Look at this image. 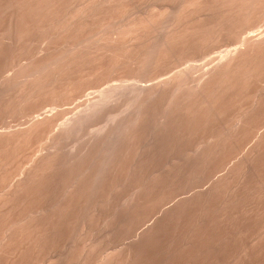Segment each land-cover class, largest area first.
<instances>
[{"label": "rangeland", "instance_id": "1", "mask_svg": "<svg viewBox=\"0 0 264 264\" xmlns=\"http://www.w3.org/2000/svg\"><path fill=\"white\" fill-rule=\"evenodd\" d=\"M254 1L0 0V132L56 118L1 138L0 264H264V51L193 91Z\"/></svg>", "mask_w": 264, "mask_h": 264}, {"label": "bare ground", "instance_id": "2", "mask_svg": "<svg viewBox=\"0 0 264 264\" xmlns=\"http://www.w3.org/2000/svg\"><path fill=\"white\" fill-rule=\"evenodd\" d=\"M234 1H236L237 3L238 2H240V1H237V0H234ZM243 1V0H242ZM244 1H246V0H244ZM248 1V0H247ZM247 1L246 2H244L243 4H245L244 6L246 7V5H249V3H252L254 0H250V2L249 3H247ZM236 2H231L232 3V5L231 6H235L236 8H237V5H238V7H239V5L240 4H242V2H240L239 4H234L233 5V3H236ZM255 3L257 2V4L258 5H260L259 7L260 8H257V4H255V6H253V4H250V6H248V8H247V11H249L250 12V10L251 9H253L252 11L255 13L256 12V10H258L259 11V9H260V11L259 12H261V10H262V13H263V10H264V0H255L254 1ZM115 4V3H114ZM227 4H228V2H227ZM242 4V5H243ZM17 5V4H16ZM241 5V6H242ZM251 5H252V7H251ZM150 6V5H149ZM229 6H230V4H229ZM240 6V7H241ZM18 7V6H17ZM226 7H228V6H226ZM251 7V8H250ZM254 7V8H253ZM230 8V7H229ZM235 8V10H234V8L232 9V7L230 8V9H232V11L234 10L235 11V13L234 14H236V12L237 11H239V10H237V9H239V8H237L236 9ZM244 8V7H243ZM243 8H240V12H241V10L243 9ZM257 8V9H256ZM219 9V8H218ZM248 9H250V10H248ZM245 11H246V9H245ZM243 13H244V10L242 11ZM249 12H245V13H249ZM253 12H250L249 14L251 15V13H252V15H253ZM259 12H257V13H255L256 15H261V13H259ZM230 13V12H229ZM226 14V13H225ZM241 15H243L242 13H240ZM240 14H238L237 13V15H233L232 14V12H231V15L232 16H234L233 18H235L236 16L238 17V15H240ZM249 14H246L247 15V17H250V15ZM253 15V16H256V15ZM264 14V13H263ZM246 15H244L243 17L244 18H246L245 16ZM251 15V16H252ZM252 16V18L250 17L249 19H253L254 17ZM263 16V15H262ZM236 17V20L237 19H239V18H237ZM240 17V16H239ZM257 17V16H256ZM131 18V17H130ZM232 18V19H233ZM263 18H264V16H263ZM230 19H231V17H230ZM229 19V20H230ZM240 19H241V17H240ZM257 21H258V19L257 18H255ZM254 19V20H255ZM223 20V19H222ZM249 21L248 20V18L247 19H244V21ZM254 20H253V22H251V25H252V23L254 24ZM255 20V21H256ZM169 21V20H168ZM232 21V20H231ZM231 21H229V22H231ZM239 21H242V19L241 20H239ZM244 21H242V22H244ZM229 22H228V24H229ZM249 22V23H250ZM210 23V22H209ZM239 23V22H238ZM258 23H259V21H258ZM233 26L237 29V26L239 25V24H237V26H235L234 24H235V21H233ZM244 24V23H243ZM242 24V25H243ZM245 24H246V22H245ZM248 25V24H247ZM251 25H250V27H251ZM223 26V25H222ZM232 26V28L230 27L229 28V30H231V29H234V27ZM240 26L241 25H239V27H238V29H241L240 28ZM175 27V26H174ZM228 27V26H227ZM226 27V28H227ZM255 27V26H254ZM170 28V27H169ZM245 28V26L243 27V29H241V30H238L239 32H238V34H241L242 32H244L245 33V31H246V28H247V26H246V28ZM58 29V28H57ZM252 28H249L248 30H251ZM255 29V28H254ZM45 30V29H44ZM176 30V29H175ZM226 30H228V29H226ZM228 30V31H229ZM247 30V31H248ZM255 30H257V29H255ZM218 31V30H217ZM246 31V32H247ZM254 31V30H253ZM173 32V31H172ZM233 31L231 30V33H232ZM210 33V32H209ZM229 33V32H228ZM237 33V32H236ZM206 34V33H205ZM220 34V33H219ZM215 35V34H214ZM213 35V36H214ZM246 35V36H245ZM245 35H240V37H241V40H240V38H239V42H241L240 44V47H241V49H239V48H234V50H228V51H226L223 55H220V56H218L219 57V59H218V57H217V62L215 63V64H213V66L211 67V65H210V67L211 68H209V70L207 69V71L204 73V74H201V76L199 77V78H197L196 79V85L195 84H193V86L195 85V87H193V88H195L194 90H193V88H191L193 91H195L196 93H198V94H202V93H205V92H211L212 91V89L213 88H215L216 86H218V83L219 84H221L222 82V80L224 79V77H225V75L226 76H228V74L230 73H234L236 70H238V69H240L241 68V65L242 64H245V63H243V61L246 59V56L248 55V53H257V50H262V51H264V29H262V30H258V31H256V32H254V33H250L249 31H248V34H245ZM203 37H206V36H203ZM209 37V36H208ZM207 37V38H208ZM222 37V36H221ZM77 38V37H76ZM201 38H202V36H201ZM206 38V39H207ZM213 38H215V37H213ZM203 39H205V38H203ZM34 41V40H33ZM204 41V40H203ZM202 41V42H203ZM99 42V41H98ZM165 42V41H164ZM169 42V41H168ZM168 42H167V44H168ZM211 42V41H210ZM214 42V41H213ZM223 43V42H222ZM237 43V42H236ZM132 44V43H131ZM147 44V43H146ZM171 44V43H170ZM86 45V44H85ZM166 45V44H165ZM208 45V44H207ZM135 46V45H134ZM146 46V45H145ZM163 46V45H162ZM169 46V45H168ZM80 47V46H79ZM117 47V46H116ZM165 47V46H164ZM208 47H209V45H208ZM207 48V47H206ZM208 49V48H207ZM225 49V48H224ZM122 50V49H121ZM223 50V49H222ZM72 51H73V49H72ZM188 51V50H187ZM129 52V51H128ZM58 53V52H57ZM44 54V53H43ZM109 54V53H108ZM152 54H153V52H152ZM257 54H262V53H257ZM246 55V56H245ZM140 56V55H139ZM245 56V57H244ZM250 56H252V55H250ZM262 56H264V55H262ZM215 57V56H214ZM248 60V59H247ZM256 60V59H255ZM194 61V60H193ZM206 62V61H205ZM251 62H253V61H251ZM14 64V63H13ZM91 64V63H90ZM93 65V64H92ZM118 65V64H117ZM263 65V64H262ZM191 66V65H190ZM198 68V67H197ZM97 70V69H96ZM190 70V69H189ZM204 70V69H203ZM65 71V70H64ZM241 71V70H240ZM183 72V71H182ZM237 72V71H236ZM261 72V71H260ZM178 73V72H177ZM185 73H188V72H185ZM195 73V72H194ZM180 74V76L181 77H184V78H186L187 79V76H188V74L186 75V74H184V73H178V75ZM183 74V75H182ZM260 74V73H259ZM175 75V74H174ZM178 75H176L177 77H178ZM171 76H173V75H171ZM178 77V78H171V79H160V80H163V82L162 81H160V83H158L157 82V84L154 86V85H152V86H154V94L155 95H159L161 92H163V91H165L166 89H168V88H172V87H174V88H177V90H176V92L179 90V88L181 87L182 88V86H183V84L185 85V82H187L186 81V79H184L183 80V78H182V80L180 79L181 77ZM28 77V76H27ZM47 77V76H46ZM243 77V76H242ZM245 77V76H244ZM164 78V77H163ZM226 78V77H225ZM87 79V78H86ZM192 79V78H191ZM30 80V79H29ZM92 80H93V78H92ZM83 81V80H82ZM155 81V80H154ZM151 82V81H150ZM190 82V81H189ZM148 83V82H147ZM146 83V84H147ZM154 83H156V82H154ZM145 84V83H144ZM150 84V83H149ZM152 84H153V81H152ZM187 84V83H186ZM75 85V84H74ZM239 85V84H238ZM106 86V85H105ZM137 86V85H136ZM139 86V85H138ZM144 86V85H143ZM148 86L149 85H147V89H146V95H148V94H152V89H151V91H150V89H148ZM151 86V85H150ZM149 86V87H150ZM151 86V87H152ZM137 88H139V87H137ZM144 88L145 87H143V91H144ZM25 89V88H24ZM217 89V88H216ZM136 90V89H135ZM134 90V91H135ZM139 90V89H138ZM148 90L150 91V93H148ZM174 90V89H173ZM175 90H174V92H175ZM218 90V89H217ZM141 91V90H140ZM140 91H139V93H140ZM143 91H141V93L139 94L138 93V95H139V97H140V100H142V101H144L146 98H148V97H145V92H143ZM175 92V93H176ZM182 92V91H181ZM194 92V93H195ZM218 92V91H217ZM260 92V91H259ZM263 92V91H262ZM193 93V92H192ZM137 94V91L135 92V95ZM153 94V95H154ZM164 94V93H163ZM134 95V96H135ZM152 95V96H153ZM157 95V96H158ZM204 95V94H203ZM136 97H137V95L135 96V98L134 99H136ZM153 97H155V96H153ZM153 97H151V98H153ZM159 97V96H158ZM175 97V96H174ZM111 98V97H110ZM139 99V98H138ZM137 99V100H138ZM257 99V98H256ZM99 99L97 98V101H98ZM149 100V99H148ZM116 101V100H115ZM135 101V100H134ZM146 101H147V99H146ZM150 101V100H149ZM155 101V100H154ZM225 101V100H224ZM136 102H134V104H135ZM138 103H139V100H138ZM137 103V104H138ZM149 103V102H148ZM152 103V102H151ZM139 104H141L140 105V107H142V103H139ZM144 104H145V102H144ZM102 105V104H101ZM107 105V104H106ZM153 105V104H152ZM98 102H97V104H96V102H95V100L93 101V102H89L88 103V109L89 110H91V111H95L98 107ZM105 106V105H104ZM132 106V105H131ZM139 106H137V108H138ZM254 107H256V106H254ZM172 108V107H171ZM177 108V107H176ZM111 109V108H110ZM103 110V109H102ZM168 110V109H167ZM186 110V109H185ZM232 110V109H231ZM253 110V109H252ZM54 111V110H53ZM100 111V110H99ZM175 111V110H174ZM257 112V111H256ZM46 114V113H45ZM48 114V113H47ZM46 114V115H47ZM51 114H53V113H50V115H47V116H45L44 115V117L43 118H41L40 119V117L39 118H37L36 119V117H34L35 118V120H33V123L32 124H29V127L27 128V126L26 127H24L23 129H21L22 127H20V129H18L17 128V130H15L14 131V129L12 130V129H10L8 132L9 133H7V130H6V132L4 131H2L3 133H1L0 132V139L2 138H6V136L8 135V138H10V139H12V136L14 137V136H16V137H14L13 139H19V137L20 136H29V135H31L32 133H36V132H34L35 131V129L37 128L36 126L38 125V127H39V124L40 123H42V122H44L45 120V125H47V127H48V125L50 124V126H53L54 125V120L56 119H54L53 118V116L51 115ZM131 114V113H130ZM242 114V113H241ZM247 114V113H246ZM62 115V114H61ZM81 115L82 114H80V115H78V116H80L78 119L77 118H75V120H73V121H71V122H73L72 124H78V122L79 121H81L82 122V117H81ZM140 115V114H139ZM77 116V117H78ZM55 117H57L56 115H55ZM88 118V117H87ZM93 118V117H92ZM240 118V117H239ZM242 118V117H241ZM50 120V121H49ZM78 120V121H77ZM84 120V119H83ZM48 121V122H47ZM85 121V120H84ZM46 122H47V124H46ZM68 122V121H67ZM71 122H68L70 125H68V124H65V125H67V126H70V127H72V124H71ZM44 123H42V124H44ZM80 123V122H79ZM137 123V122H136ZM75 124L73 125V129H74V126H75ZM41 125V124H40ZM65 125H63V127L65 126ZM79 125V124H78ZM126 125V124H125ZM43 126V125H42ZM49 126V127H50ZM55 126V125H54ZM53 126V127H54ZM122 126V125H121ZM41 127V126H40ZM39 127V128H40ZM53 127H52V129H53ZM58 127V126H57ZM66 127V126H65ZM70 127H66V128H70ZM43 127H41V129H42ZM71 128V129H72ZM128 128H130V127H128ZM38 129V128H37ZM40 129V130H41ZM44 129V128H43ZM68 130V129H67ZM68 131H70V129L68 130ZM229 131V130H228ZM38 132H40L39 131V129H38ZM37 132V133H38ZM55 132V131H54ZM57 132H59V131H57ZM61 133H62V131H60ZM65 132V131H64ZM56 133V132H55ZM75 133V132H74ZM14 134V135H13ZM259 134V133H258ZM263 134H264V132H263ZM9 135H10V137H9ZM58 135V134H57ZM119 135V134H118ZM93 136V135H92ZM262 136H264V135H262ZM114 137V136H113ZM258 137H260V135L258 136ZM33 138V137H32ZM31 138V139H32ZM59 138V137H58ZM96 138V137H95ZM110 138V137H109ZM261 138V137H260ZM264 138V137H263ZM2 139L0 140V143H2L1 141H2ZM21 139H23V137H21ZM262 139V138H261ZM260 139V140H261ZM213 140V139H212ZM257 140V139H256ZM258 140H259V138H258ZM3 141H5V140H3ZM8 141V140H7ZM13 141H15V140H13ZM25 141H26V138H25ZM28 141H29V138H28ZM20 142H23V140L22 141H20ZM31 142V141H30ZM108 142V141H107ZM242 142V141H241ZM260 142V141H259ZM4 143V142H3ZM67 144V143H66ZM108 144V143H107ZM229 144V143H228ZM20 145V144H19ZM105 146V145H104ZM201 148V147H200ZM105 149V148H104ZM258 149V148H257ZM95 150V149H94ZM226 150V149H225ZM41 151V150H40ZM225 153V152H224ZM226 154V153H225ZM214 156V155H213ZM75 158V157H74ZM111 164V163H110ZM95 165V164H94ZM206 168V167H205ZM25 170V169H24ZM224 173V172H223ZM29 175H30V173H29ZM221 175V174H220ZM228 175V174H227ZM27 177H29V176H27ZM27 177H25V178H27ZM224 177V176H223ZM36 179V178H35ZM40 179V178H39ZM222 181V180H221ZM237 182V181H236ZM20 183V182H19ZM76 183V182H75ZM225 183V182H224ZM231 184V183H230ZM226 185V184H225ZM217 186V185H216ZM230 186V185H229ZM242 186V185H241ZM18 187V186H17ZM72 187V186H71ZM218 187V186H217ZM223 187V186H222ZM238 187V186H237ZM209 189V188H208ZM217 190V189H216ZM228 190V189H227ZM230 190H232V188L230 189ZM236 191V190H235ZM227 192H229V191H227ZM43 193V192H42ZM226 193V192H225ZM234 193V192H233ZM234 195V194H233ZM232 195V196H233ZM2 196V195H1ZM229 196H231L230 194H229ZM235 196V195H234ZM233 196V197H234ZM232 197V198H233ZM231 198V197H230ZM229 198V199H230ZM229 199H227V200H229ZM207 200V199H206ZM231 201V200H230ZM213 203V202H212ZM216 203V202H215ZM74 204V203H73ZM217 204V203H216ZM171 208V207H170ZM186 208V207H185ZM169 209V208H168ZM174 213V212H173ZM15 215V214H14ZM33 216V215H32ZM97 219V218H96ZM152 222V221H151ZM21 224V223H20ZM87 225V224H86ZM4 229V228H3ZM85 234V233H84ZM145 236V235H144ZM142 237V236H141ZM10 238V237H9ZM61 240V239H60ZM172 248V247H171ZM156 250V249H155ZM41 252V251H40ZM28 253V252H27ZM13 254V253H12ZM119 257V256H118ZM103 264V263H102Z\"/></svg>", "mask_w": 264, "mask_h": 264}]
</instances>
